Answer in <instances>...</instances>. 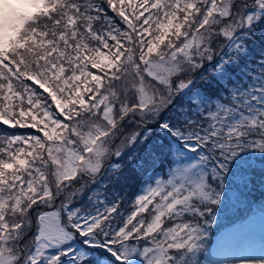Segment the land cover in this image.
Returning <instances> with one entry per match:
<instances>
[{
	"label": "snow or ice",
	"instance_id": "obj_1",
	"mask_svg": "<svg viewBox=\"0 0 264 264\" xmlns=\"http://www.w3.org/2000/svg\"><path fill=\"white\" fill-rule=\"evenodd\" d=\"M253 192L264 0L3 4L0 264H264Z\"/></svg>",
	"mask_w": 264,
	"mask_h": 264
},
{
	"label": "trees",
	"instance_id": "obj_2",
	"mask_svg": "<svg viewBox=\"0 0 264 264\" xmlns=\"http://www.w3.org/2000/svg\"><path fill=\"white\" fill-rule=\"evenodd\" d=\"M23 131V130H20ZM259 162V161H258ZM227 202V201H226ZM254 203L261 204L264 206V192H253L251 194V206L253 208ZM249 208L245 204L236 205L225 211H222L220 215V220L218 224V229L222 228L224 225L229 224L236 218H240L244 213L248 212ZM234 214V215H233Z\"/></svg>",
	"mask_w": 264,
	"mask_h": 264
}]
</instances>
